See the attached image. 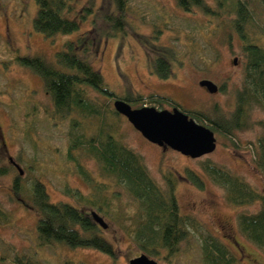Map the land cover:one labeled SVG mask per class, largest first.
Masks as SVG:
<instances>
[{"label":"rangeland","instance_id":"obj_1","mask_svg":"<svg viewBox=\"0 0 264 264\" xmlns=\"http://www.w3.org/2000/svg\"><path fill=\"white\" fill-rule=\"evenodd\" d=\"M77 1L76 12H86L83 9L92 1L97 8L102 2ZM207 2L217 7L216 0ZM126 6L124 32L100 41L97 50H92L89 56L108 86L119 97L141 96L143 104L135 108L154 106L158 110H173L178 107L191 117L201 112L222 123L228 121L244 74L238 37L229 42L225 40L224 30L212 34L199 8L186 12L177 0H127ZM37 11L36 0H0V166L8 169L6 174L0 173V205L12 214L11 222L0 223V264H13L18 255L36 264H130L142 250L109 217L100 213L109 225L107 229L100 227V232L116 248V259L93 248L40 244L36 240L38 211L30 202L10 194L18 174L29 185L35 179L42 180L52 202L77 204L75 198L66 194L67 187L84 195L91 192L67 156L71 118L76 115L54 118L55 107L43 79L22 65L18 57L39 56L55 62L56 53L65 48L67 41L76 40L81 33L92 29L93 15L87 13L80 29L73 33L47 37L34 27ZM158 48L174 54L176 59L174 74L168 79L160 78L150 65L155 56L153 51ZM203 79L214 81L219 91L211 93L202 87ZM89 92L98 101L114 106L113 98L102 99L96 91ZM31 102H38L46 109L34 128H29L24 121L25 108ZM263 119L264 112L253 109L250 126L234 129L232 133L206 119L197 121L209 128L208 124L214 126L217 147L210 154L192 158L150 142L125 116L118 118L119 138L142 156L163 191L169 187L168 177L174 179L181 213L199 227L190 228L171 262L149 255L151 258L160 264H202V233L209 232L231 247L240 264H264V251L246 239L238 226V215L256 212L260 202L243 206L230 204L225 189L204 169L205 163L213 162L264 192V174L254 162L257 140L264 134L260 124ZM77 154L97 180L106 181L101 178L99 165L93 158L84 151ZM190 171L199 175L200 183L190 180ZM117 190L123 192L124 203L130 200L122 187ZM134 206L129 205L128 209L134 211Z\"/></svg>","mask_w":264,"mask_h":264},{"label":"trees","instance_id":"obj_2","mask_svg":"<svg viewBox=\"0 0 264 264\" xmlns=\"http://www.w3.org/2000/svg\"><path fill=\"white\" fill-rule=\"evenodd\" d=\"M216 1L217 7L208 4L207 0H177L179 7L186 12L191 13L193 7L199 8L212 34L224 30L226 41L231 42L232 38L238 37L241 42L244 74L230 119L222 123L201 112L192 117L196 121L206 119L232 133L234 129L250 126L253 109L264 112V0ZM36 2L38 11L34 27L47 37L73 33L80 29L87 13L93 15L92 29L81 33L76 40L67 41L65 48L56 53L55 62L39 56L18 57L22 65L43 79L55 107L52 116L66 119L76 115L71 118L67 156L75 163L77 172L89 184L91 192L84 195L67 187L66 194L75 198L77 204L52 202L42 180L35 179L29 185L18 174L10 194L30 202L38 211L36 240L42 245L62 243L70 248H93L116 259V248L101 234V226L92 217V212L96 211L116 223L142 253L171 262L190 228L199 227L189 216L181 213L174 179L168 177L169 187L163 191L151 176L142 156L119 138L118 118L122 114L114 106L89 94L92 89L102 99L113 98L115 101L121 98L132 106L143 104L141 96L119 97L89 58L100 41L124 32L127 0H102L98 8L92 1L83 9L86 12H76L77 0ZM153 52L155 56L150 60L153 72L162 79L170 78L174 74V54L159 48ZM42 112H46L45 107L31 102L25 108L26 125L34 128ZM260 124L264 127V119ZM208 125L214 129L213 125ZM255 149V166L264 174V134L258 138ZM83 151L98 163L101 178L106 181L97 180L81 163L77 153ZM204 169L225 189V197L230 204L243 206L260 202L256 212L238 215V226L246 239L264 251V192L257 191L240 176L213 162L205 163ZM7 172L6 167L0 166L1 174ZM189 178L200 183V177L194 171L189 172ZM118 187H122L130 198L126 203ZM133 204L135 209L131 211L128 206ZM11 220L12 214L0 205V223ZM201 248L202 264H240V258L231 247L209 232L202 233ZM13 264L36 263L18 255Z\"/></svg>","mask_w":264,"mask_h":264},{"label":"water","instance_id":"obj_3","mask_svg":"<svg viewBox=\"0 0 264 264\" xmlns=\"http://www.w3.org/2000/svg\"><path fill=\"white\" fill-rule=\"evenodd\" d=\"M200 85L211 93L219 91V86L210 79L201 80ZM114 107L146 139L159 146H168L192 158L210 154L217 147L215 132L178 107L173 110H158L154 106L135 108L121 98L114 101ZM92 217L102 228H108V223L98 212L93 211ZM130 264L160 263L146 253H141L132 258Z\"/></svg>","mask_w":264,"mask_h":264},{"label":"flooded vegetation","instance_id":"obj_4","mask_svg":"<svg viewBox=\"0 0 264 264\" xmlns=\"http://www.w3.org/2000/svg\"><path fill=\"white\" fill-rule=\"evenodd\" d=\"M205 88V87H204Z\"/></svg>","mask_w":264,"mask_h":264}]
</instances>
